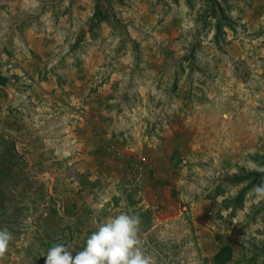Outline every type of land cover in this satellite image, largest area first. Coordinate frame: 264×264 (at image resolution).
Instances as JSON below:
<instances>
[{"label": "crops", "instance_id": "1", "mask_svg": "<svg viewBox=\"0 0 264 264\" xmlns=\"http://www.w3.org/2000/svg\"><path fill=\"white\" fill-rule=\"evenodd\" d=\"M109 1L0 0V184L8 200L16 193L19 203L33 207L31 264H45L48 249L58 243L82 250L93 220L121 212L140 217V247L155 264H169L147 238L170 228L176 217L163 211L159 181H147L137 195L127 166L131 154L122 161L103 145L114 136L110 117L121 105L114 83L136 74L134 42L146 65L140 89L154 93L151 80L161 77L162 58L153 45L169 38L170 17L157 13L155 0ZM97 3L112 17L92 30ZM113 16L131 29L125 47ZM243 19L252 44L260 46L264 12L256 16L252 10ZM145 27L152 37H145ZM234 37L233 31L228 39L235 50L248 55V45ZM177 133L163 137L178 139Z\"/></svg>", "mask_w": 264, "mask_h": 264}, {"label": "rangeland", "instance_id": "2", "mask_svg": "<svg viewBox=\"0 0 264 264\" xmlns=\"http://www.w3.org/2000/svg\"><path fill=\"white\" fill-rule=\"evenodd\" d=\"M217 1L235 22L219 40L208 16L210 0H155L157 13L170 20L169 38L153 45L162 58L161 77L151 80L154 93L140 89L146 69L139 62L140 46L132 51L135 76L114 83L121 105L112 110L114 136L103 146L121 150L122 161L131 154L127 166L141 165L145 183L159 181L163 211L176 217L170 228L147 238L169 264H215L213 255L224 244L234 249L230 264H264V200L258 202L251 189L233 216L231 203L246 186L234 185V177L259 170L254 158L264 156V36L260 46L252 44L248 20L242 23L252 10L256 16L264 12V0ZM128 26L115 30L123 47L131 40ZM233 31L241 47L248 45V55H239L234 39L229 41ZM152 34L145 27V37ZM167 132H178L179 138L165 141ZM10 194L13 200L0 204V229L12 234L0 264H31L34 210Z\"/></svg>", "mask_w": 264, "mask_h": 264}, {"label": "clouds", "instance_id": "3", "mask_svg": "<svg viewBox=\"0 0 264 264\" xmlns=\"http://www.w3.org/2000/svg\"><path fill=\"white\" fill-rule=\"evenodd\" d=\"M253 192L258 202L264 200V183L255 185ZM92 223L94 230L82 250L55 244L48 249L45 264H155L153 256L140 247L139 216L121 212ZM11 240V232L0 229V254L7 251Z\"/></svg>", "mask_w": 264, "mask_h": 264}, {"label": "trees", "instance_id": "4", "mask_svg": "<svg viewBox=\"0 0 264 264\" xmlns=\"http://www.w3.org/2000/svg\"><path fill=\"white\" fill-rule=\"evenodd\" d=\"M108 4H110L109 0H106ZM227 7L218 2L217 0H210L209 6V17L215 20V24L213 25L215 29V38L219 40V37L222 33H224V29L229 28L233 29L235 26V22L230 18L229 14L227 13ZM112 15L110 13L103 14L100 9L99 3L96 6V12L91 23V29L93 30L95 27L99 26V24L104 20H110ZM113 23L115 27H121V20L117 19L116 16H113ZM134 49L139 50V44L134 42ZM255 163L259 167V170H253L250 172H243L242 176H235L233 180V184H241L245 183L246 186L241 190L238 196L231 200L233 206V214L234 212L241 208L246 200V196L248 192L253 189V187L257 184L264 183V156H256L254 158ZM8 194H5V191L2 189V184H0V204L5 202L2 200L4 197L9 201L7 198ZM9 197V196H8ZM6 203V202H5ZM230 207L227 205V208ZM1 210V205H0ZM219 238V236H217ZM234 260V249L230 244L222 245L218 251L213 256V262L215 264H230Z\"/></svg>", "mask_w": 264, "mask_h": 264}, {"label": "built area", "instance_id": "5", "mask_svg": "<svg viewBox=\"0 0 264 264\" xmlns=\"http://www.w3.org/2000/svg\"><path fill=\"white\" fill-rule=\"evenodd\" d=\"M106 150L107 152L114 155L118 159L123 158V152L113 145L106 146ZM128 170L132 176V185H131L132 189L136 191L137 195L142 196L143 189H144V183H145L143 167L139 165L138 163L133 162L129 165Z\"/></svg>", "mask_w": 264, "mask_h": 264}]
</instances>
